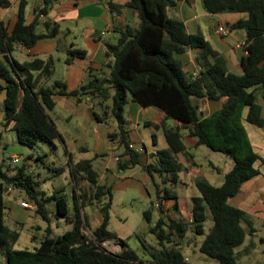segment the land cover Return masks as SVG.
<instances>
[{
	"label": "trees",
	"instance_id": "trees-1",
	"mask_svg": "<svg viewBox=\"0 0 264 264\" xmlns=\"http://www.w3.org/2000/svg\"><path fill=\"white\" fill-rule=\"evenodd\" d=\"M56 1L42 0L43 8H38L37 13L45 14ZM178 1L128 0L125 6L136 14L138 21L135 25L126 24L119 29V37L114 44H106V55L111 59L107 62L109 74L106 77L90 74L83 85L70 92L60 82L52 87L38 85L33 72L39 71V77H50L53 73L51 60L33 59L20 63L11 56L14 43L31 48L37 40L53 36L56 27L47 34H38L35 22L26 24V0H19L17 19L9 34L0 23V93L4 94L0 151L2 134L7 130L14 131L17 142L30 148L40 140L62 141L59 130L48 115L55 106L54 96L72 95L77 101L87 97L97 106L93 112L95 120L107 126L108 139L121 150L117 155L118 169L141 166L150 176L159 205L156 208L152 203L142 213L157 246L142 241L143 256H140L109 229L111 185L98 183V174L91 159L73 162L69 154L68 165L74 186L68 196L63 188L53 190L51 194L38 190L40 183L33 178V171L27 169L25 162L14 164V170L10 171L9 167H2L5 161L2 158L0 253L6 264H187L181 244L186 239L192 242L195 236L202 237L198 251L204 256L219 264H241L235 248L243 244L246 235L253 234L254 230L248 214L230 205L228 200L238 193L246 180L258 174L254 163L260 157L250 145L243 121L257 127L264 124L257 103L258 95L264 94V0H202L204 10L210 14H245L230 26L245 32L246 45L240 59V74L229 70L225 58L201 34L188 33L181 20L168 15L167 9ZM11 2L0 0V8L9 7ZM190 48L197 50L195 62L199 74L194 79L187 75L178 58ZM57 87L59 89L56 90ZM193 98L222 100V104L216 111L202 116ZM129 100L143 106H156L165 113L159 124H149L162 131L167 143V148L157 151L155 164L144 162L143 153L130 147L124 116ZM169 118L177 123L167 124ZM184 134L194 138L196 145L222 153L232 161V167L224 174V181L219 186L211 184L204 176L195 178L194 184L200 196L192 199L190 221L170 216L161 205L162 201H172L173 208L177 209V193L167 184L180 181L183 165L178 155L188 156ZM36 159L40 156L37 155ZM155 176L160 178V182L155 180ZM81 177L89 187L81 188L78 193ZM9 188L23 190L27 200L34 203L35 211L45 220H48L45 204L53 201L56 214L70 223L71 229L53 236L48 225L33 249H15L19 232L5 222ZM88 205H95L101 216L94 228L90 227L85 212ZM155 208L159 216L150 225ZM208 220L211 225L206 230ZM188 233L193 237H188ZM106 241L119 243L121 250L116 253L107 250L102 245Z\"/></svg>",
	"mask_w": 264,
	"mask_h": 264
},
{
	"label": "crops",
	"instance_id": "crops-1",
	"mask_svg": "<svg viewBox=\"0 0 264 264\" xmlns=\"http://www.w3.org/2000/svg\"><path fill=\"white\" fill-rule=\"evenodd\" d=\"M127 1L57 0L47 9L45 14H39L36 10L42 0H26L27 4L24 10L25 23L35 22V31L38 34H47L54 27L57 28L56 33L53 36L37 40L31 48H25L14 43L11 56L20 63L29 62L33 59L51 60L53 73L50 77H39V71L33 72V75L37 77L38 85L52 87L56 82H60L65 86L67 92L77 90L87 81L90 74L106 77L110 72L107 62L111 61L106 55V44H114L119 37V29L126 24L135 25L138 21L136 14L125 6ZM18 3L19 0H12L9 7L0 8V23L5 27L8 34L17 19ZM167 13L171 18L181 20L188 33L201 34L225 58L230 71L236 74L242 73L240 59L244 55V50L237 45L245 42V32L241 29H231L230 26L238 19L243 18L245 14L238 12L210 14L204 10L202 0H179L175 6L167 9ZM221 24L229 28V32L226 35H220L217 32V27ZM103 31L104 33L102 34ZM78 51L81 53H77ZM196 55L197 50L190 48L186 53L178 56L187 75H190L198 67L195 62ZM3 97L4 94L1 93L0 101ZM54 101L55 106L48 111V115L62 136L68 160L69 154L71 158L72 155L68 152L67 141L63 131L58 127V123H69L73 119H79L84 129L93 123L97 148H101V151L95 153L91 158L92 166L98 174V183L111 185L112 198L115 189L139 187L142 190V195L149 199L150 202L146 209L153 204L155 205V187L150 176L141 166L136 165L126 170L118 169L117 155L121 150L117 149L116 144H113L108 139L107 126L95 120L93 114L97 109L95 103L87 97H81V100L77 101L75 96L59 94L54 96ZM193 102L197 104L202 116L211 114L219 109L222 104V100H211L208 98H193ZM257 103L260 106L261 117L264 119V94L260 93L258 95ZM164 115V111L156 106H143L133 100H129L125 105L124 116L130 142L134 148L143 149L141 152L146 163L155 164L157 151L167 148L162 131L160 129L155 130L149 125L150 123L159 124L164 119ZM166 122L170 125L177 123L172 118L167 119ZM243 124L253 151L260 157L254 163L258 174L246 180L241 185L238 193L228 200V203L244 210L248 214V220L251 222L254 232L251 235H246L243 244L236 247L235 251L240 255L239 260L246 256L248 261L245 264H252L250 257L254 253L255 248L258 247V242L262 245V250H264V124L260 127L246 121H243ZM153 135L155 136L153 137ZM183 140L187 147L188 156L186 158L182 154L178 155V159L183 165V170L179 173L180 181L178 183L167 184L173 190L177 185L186 187L189 184L183 173H194L190 175V182L194 186L195 178L203 176L199 170L201 163L194 151L195 149H200L201 145H196L195 139L185 134ZM5 149L2 146L0 152L4 154ZM81 150H87V148L83 147ZM12 155L19 154L13 153ZM33 161L35 162V158H33ZM209 164L212 165V163ZM213 168L218 172L220 171L217 167L213 166ZM110 176L111 178L115 177L117 180L116 184L109 179ZM155 180L160 182V178L157 176H155ZM223 181L217 179L215 186L221 185ZM19 202L10 203L9 201L10 213L21 215L23 212L24 214L25 209L20 207ZM165 206V211L170 216L190 221L192 202L187 206L186 202L181 203L178 196L177 209L173 208L172 201H168ZM154 210L157 209L155 208ZM187 236L193 237L191 234ZM199 243L197 239H193L190 243L186 239L181 244L184 250V257L185 254L187 255L191 251L194 259L198 261L195 264H202L201 259H203L202 254L196 253ZM186 258L189 259L187 264H193L190 257ZM263 262L264 259H261L256 264H263Z\"/></svg>",
	"mask_w": 264,
	"mask_h": 264
},
{
	"label": "rangeland",
	"instance_id": "rangeland-1",
	"mask_svg": "<svg viewBox=\"0 0 264 264\" xmlns=\"http://www.w3.org/2000/svg\"><path fill=\"white\" fill-rule=\"evenodd\" d=\"M1 109L0 130L3 123ZM58 127H60L64 133L67 141L66 147L68 152L71 153L72 160L74 162H77L80 159H91L95 153H99L101 151V148H97L94 138L93 123L84 129L83 126H81L79 119H73L69 123H58ZM2 146L6 148L4 150V154L0 152V162L2 161V158L5 159V161L2 162V167L4 169L9 167L10 171L14 170V164L11 162V159L12 154L17 153L21 157L17 165H21L25 162L27 169L33 171V178L40 183L38 190L44 191L46 194H50L53 190L63 188L65 194H72L74 181L70 175V166L67 164L68 157L64 152L65 146L62 141L54 140L53 142H49L40 140L33 148H30L17 142L14 131L7 130L3 131L2 134L1 148ZM83 147H86L87 150H81ZM199 148L200 149H195L194 151L201 163L199 170L202 172V175L212 184L214 183V185L217 184V179L219 181H223L224 174L230 168L231 160L222 153L212 151L203 145ZM30 154L32 156L28 158L27 156ZM37 155L40 156V159H36ZM33 158H35V162L33 161ZM209 163H212V165ZM213 166L217 167L220 171L218 172L215 168H213ZM57 169H59L58 172L56 171ZM183 174L185 178L188 179L189 184L186 187L177 185L174 190L180 197L181 203L186 202L187 206H189L192 202L191 199L200 195L196 187L190 182V175H193L194 173ZM109 179L115 184L117 183L114 176L112 178L110 176ZM78 186L79 193L81 188L89 187V183L81 177ZM114 191L108 227L120 238L124 239L131 249L137 252L140 256H143L142 241L145 244L157 246V240L155 236L148 231L149 224L142 215L143 210L149 206V199L142 195V190L139 187L115 189ZM27 199V194L23 190L16 188L6 194L7 204L25 200L33 206V208L25 209L24 214L22 212L21 215L10 213L9 208L6 211V224L12 229H17L19 232V238L14 244L15 249H33L38 245L42 235L45 233V228L48 225L52 229L53 236L60 235L64 231L71 229L72 225L67 223L63 217L56 214L55 204L53 201L45 204L47 210L46 215L48 218V220H45L35 211L34 203ZM166 204L163 206L164 209ZM85 212L89 216L90 227H96L101 220L97 207L95 205H88L85 208ZM158 216V211L154 210L152 212L150 225L155 223ZM210 225L211 222L208 220L205 223L206 230L210 227ZM188 234L190 235L191 233ZM195 238L199 242L202 239L201 236H195ZM102 245L107 250L115 253L119 252L122 248L119 243L114 241H106L102 243ZM257 245L258 247L255 248L254 253L250 257V262L252 264H256L258 260L260 261L261 259H264V250H262V245H260L259 242ZM196 250L195 252L201 255L198 249ZM201 256H203V259H201L202 264H219L216 260L205 257L203 254ZM186 257H190L191 263L193 264L198 262L194 259V255L191 251H189L187 255L185 254V261L189 262V259ZM239 261L242 264H245L248 261V257L245 256L240 258ZM0 264H6V259L1 253Z\"/></svg>",
	"mask_w": 264,
	"mask_h": 264
},
{
	"label": "built area",
	"instance_id": "built-area-1",
	"mask_svg": "<svg viewBox=\"0 0 264 264\" xmlns=\"http://www.w3.org/2000/svg\"><path fill=\"white\" fill-rule=\"evenodd\" d=\"M38 8H39V9L43 8V3H42V2H40ZM217 32H218V34H220V35H226V34L229 32V28H228V26H226V25H224V24H221V25H219V26L217 27ZM103 33H104V31L102 32V34H103ZM245 45H246V43L244 42V43L238 44L237 46L240 47V48H242V49L244 50V53H245ZM198 74H199V67L195 68V69L191 72V74H190V78H191V79H194V78H196V77L198 76ZM0 94H1V93H0ZM2 100H3V99H2ZM2 100L0 101V107H2ZM130 147L133 148V149H136V150L139 151V152L143 151L142 148H134V146H133L132 144H130ZM20 158H21V157H20L19 155H12L11 162H12L13 164H17V163H19ZM11 190H12V189L9 188V189L7 190V192H6V194H7L9 191H11ZM166 203H167L166 201H162V202H161V205L164 206V204H166ZM19 204H20L21 207H23V208H25V209L33 208V206H32L30 203H28L27 201H25V200L20 201ZM154 206L157 208L159 205H158L157 202H155V205H154ZM163 208H164V207H163ZM165 208H166V206H165Z\"/></svg>",
	"mask_w": 264,
	"mask_h": 264
},
{
	"label": "water",
	"instance_id": "water-1",
	"mask_svg": "<svg viewBox=\"0 0 264 264\" xmlns=\"http://www.w3.org/2000/svg\"><path fill=\"white\" fill-rule=\"evenodd\" d=\"M121 246V245H120ZM122 247V246H121Z\"/></svg>",
	"mask_w": 264,
	"mask_h": 264
}]
</instances>
